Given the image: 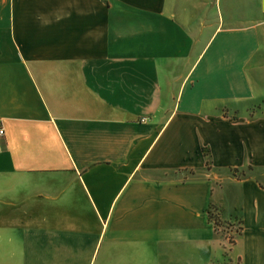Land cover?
<instances>
[{"label":"crops","instance_id":"obj_1","mask_svg":"<svg viewBox=\"0 0 264 264\" xmlns=\"http://www.w3.org/2000/svg\"><path fill=\"white\" fill-rule=\"evenodd\" d=\"M228 1L0 0V264H264V0Z\"/></svg>","mask_w":264,"mask_h":264},{"label":"rangeland","instance_id":"obj_2","mask_svg":"<svg viewBox=\"0 0 264 264\" xmlns=\"http://www.w3.org/2000/svg\"><path fill=\"white\" fill-rule=\"evenodd\" d=\"M225 2H227L226 5V12L228 14V16H231L233 14V9H232V4L230 3V1L225 0ZM214 3L215 0H209V4H211L212 7H214ZM228 3L230 4V6L228 5ZM264 105V101L263 102H259V103H254L250 108H249V114L253 115L255 112H257L259 109L258 107H262ZM258 106V107H257ZM264 107V106H263ZM237 115V114H235ZM264 179V177L262 178ZM212 213V219L215 221V217L218 216L219 218V224L216 226L218 232L222 235V237L224 238V248H225V252L226 254L228 253V249L231 248L232 244L235 241V237L237 236V234L240 232L241 229V223L238 220H233V219H222L219 215L218 212L214 211L212 209L211 211ZM212 264H239V262H230L228 260L224 261V263H212Z\"/></svg>","mask_w":264,"mask_h":264},{"label":"trees","instance_id":"obj_3","mask_svg":"<svg viewBox=\"0 0 264 264\" xmlns=\"http://www.w3.org/2000/svg\"><path fill=\"white\" fill-rule=\"evenodd\" d=\"M212 216H213V215H212V213L210 212V217L212 218ZM214 222H215V225H216V226L219 224V218H218V216L215 217V221H214Z\"/></svg>","mask_w":264,"mask_h":264},{"label":"built area","instance_id":"obj_4","mask_svg":"<svg viewBox=\"0 0 264 264\" xmlns=\"http://www.w3.org/2000/svg\"><path fill=\"white\" fill-rule=\"evenodd\" d=\"M0 134H4V128L0 125Z\"/></svg>","mask_w":264,"mask_h":264}]
</instances>
